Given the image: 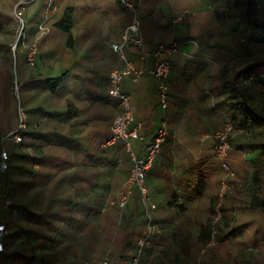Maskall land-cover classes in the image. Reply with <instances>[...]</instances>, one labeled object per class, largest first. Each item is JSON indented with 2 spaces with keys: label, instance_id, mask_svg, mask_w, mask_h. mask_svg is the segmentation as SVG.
Listing matches in <instances>:
<instances>
[{
  "label": "crops",
  "instance_id": "obj_1",
  "mask_svg": "<svg viewBox=\"0 0 264 264\" xmlns=\"http://www.w3.org/2000/svg\"><path fill=\"white\" fill-rule=\"evenodd\" d=\"M58 1L53 8L58 10V18L51 25L50 35L38 45L36 71H31L27 62L28 48L20 46L12 54L14 59L20 51L22 58L19 73L23 85L20 88L31 113L27 136H37L41 141L47 135H57L79 141L83 133H89L94 141L103 129L108 135L107 143L111 137L110 124L120 111L117 101L108 94L109 80L113 72L126 65L112 46L120 41L132 14L121 4L122 0ZM128 1L136 3L138 0ZM142 1L145 2L141 11L142 27L150 53L160 43L188 37L185 26L177 25L175 30L171 26L170 18L175 16L176 10L193 7L200 10L201 15H211L214 2ZM41 2L43 0L39 3L37 0V5H30L28 10L34 12ZM68 7L74 8L72 47L67 45V34L56 28ZM202 38V48L186 46L187 42L181 53L172 59L171 99L167 111L161 108L156 80L148 74L153 56L142 61L137 49L129 47L125 52L140 70L138 76L130 75V81L123 83V79L121 83L122 89L131 96L136 119L144 123L142 139L134 143L136 152L145 153L164 118L171 131L148 176L150 199L157 208L151 210L139 198L145 212L140 216L135 198L128 209L130 214L119 221L124 228L117 250L122 251L145 237L150 220L162 228V234L149 238L140 264H264V136L254 134L262 122L248 120L239 113L235 115L241 132L231 138L225 159L230 175L215 156L214 141L207 135H214L225 125L223 114L233 101L230 99L233 87L229 82L237 74L233 73L229 58L221 55L219 43L207 40L203 34ZM0 55H4L3 50ZM50 79L62 81L55 92L50 90ZM48 94L53 96L54 103L42 98L37 106L29 102L35 95ZM2 109L0 100V121ZM47 114L56 119L48 120ZM119 145L125 151L122 142L111 147ZM25 151L30 156L36 155L37 159L42 158L30 146ZM73 151L69 152L72 159L80 160L79 149ZM127 166L130 170L128 160ZM37 168L36 165L34 169ZM224 183L229 185V190L224 197L219 244L208 247V225ZM6 247L8 251L7 237ZM105 263L109 264L107 260Z\"/></svg>",
  "mask_w": 264,
  "mask_h": 264
},
{
  "label": "rangeland",
  "instance_id": "obj_2",
  "mask_svg": "<svg viewBox=\"0 0 264 264\" xmlns=\"http://www.w3.org/2000/svg\"><path fill=\"white\" fill-rule=\"evenodd\" d=\"M209 1H214L211 15H201L200 10L193 7L176 10L175 16L170 18L173 30L177 25L185 26L188 37L181 40L195 49L204 46L202 34L207 40L217 41L221 55L232 62L234 74L252 66L258 74L264 72V0L248 1L257 31H261L259 36L247 31L244 19L247 0ZM55 2L59 3L58 0L46 3L43 0L33 12L28 7L34 3L37 5V0H0V50L4 51V55H0V100L3 108L0 150L5 148L12 154L10 171L0 174V192L8 193L12 200V207L2 216L8 224L9 234L8 251L0 257V264H104L106 260L109 264H131L138 246L134 241L124 247L125 251L117 250L124 228L119 221L130 214L128 209L135 198L139 215L144 216L145 212L138 201L137 190L129 198L127 207L120 205L130 178L128 158L122 145L108 146L105 143L108 135L103 129L94 141H91L89 133H83L79 141L62 139L57 135H47L41 141L32 135L20 144L2 140L16 128L20 107L24 108L29 122L31 116L20 88L23 85L19 73L22 58L20 51H15L13 59L14 47L17 45L18 50L23 41L38 47L39 42L50 35L51 25L58 18V10L53 9ZM121 4L125 6L122 1ZM184 11L189 13V17L174 23L175 17ZM22 22L25 30L20 36ZM42 24L50 29L44 35L40 34ZM37 56L38 53L33 64L26 60L32 67L31 71L37 69ZM130 78L126 76L123 83ZM239 82L251 94V104L264 113V77L250 80L242 75ZM229 84L234 89V80ZM41 98L54 103L51 94L35 95L29 102L37 106ZM234 103L236 100L224 112L223 123L235 122L237 111L232 108ZM47 119L51 121L56 117L47 114ZM257 133L264 136V122L254 131ZM29 146L42 158L30 156L25 151ZM75 149H79L80 160L72 159L69 153ZM36 165L39 168L35 170Z\"/></svg>",
  "mask_w": 264,
  "mask_h": 264
},
{
  "label": "built area",
  "instance_id": "obj_3",
  "mask_svg": "<svg viewBox=\"0 0 264 264\" xmlns=\"http://www.w3.org/2000/svg\"><path fill=\"white\" fill-rule=\"evenodd\" d=\"M122 1L126 8L131 12L132 19L125 27L120 41L113 44L112 46L113 50L124 59L126 65L123 69L113 72L109 80L108 94L111 98L117 101L120 111L110 124L111 137L108 140L107 145L115 146L119 142H122L130 165V178L127 182L128 185L126 193L122 197L120 205L122 207H127V205H129V198L133 197L134 191L137 190L141 201L148 205L151 210H155L157 205L151 201L148 188L149 171L155 165L158 154L171 131L168 126L167 119L164 118L162 126L157 129L153 140L146 146L145 153L140 155L136 152L134 143L142 139L141 133L144 129V123L136 119L132 111L131 96L122 89L121 83L126 76H138L140 74V70H138L135 64L127 58L125 52L129 47L137 49L140 53V58L142 61L147 60L150 55L153 56L154 60L150 66V69L148 70V74L156 80L158 84V94L161 108L164 111H167L170 108L171 99L169 80L172 71V59L174 56L181 53V50L186 45L187 41L172 39L168 42L158 44L151 53L148 52L143 33L142 20L139 17V13L145 7V2L142 0H138L136 3L126 0ZM23 9H25V7H23ZM186 17H189V13L184 11L175 17L174 23H180ZM21 19L24 21L23 18ZM22 23L23 26L20 31V36L23 35L25 30V23ZM49 30V27L45 24L40 26L41 35L48 33ZM22 46L29 49L27 60L33 64L34 57L38 53L37 45H28L25 43V41H23ZM16 49L17 45L14 47V50ZM256 77H264V72L248 76L250 80H253ZM27 131L28 115L25 113L24 108L20 107L16 128L4 135L2 140L13 141L16 144L23 143L26 139H28ZM240 132L241 128H239L235 122L229 120L226 122L224 127L217 131L214 135H207L208 138H212L214 141L213 151L215 156L219 158L222 163V167L230 175L231 172L227 163L225 162V159L230 148L231 138ZM11 160V152L5 148L1 149L0 174H6L10 171L12 165ZM228 190L229 185L224 183L216 201L212 218L208 225L210 232V238L207 244L208 247H213L219 244V227L224 216L223 203L225 194ZM11 207L12 200L9 194L6 192H0V257L5 255L7 252L6 237L9 232L8 224L2 219V216L4 212L9 210ZM160 234H162V228L150 220L147 224L145 237L138 239V250L132 259L131 264H140L143 249L149 242V238Z\"/></svg>",
  "mask_w": 264,
  "mask_h": 264
},
{
  "label": "trees",
  "instance_id": "obj_4",
  "mask_svg": "<svg viewBox=\"0 0 264 264\" xmlns=\"http://www.w3.org/2000/svg\"><path fill=\"white\" fill-rule=\"evenodd\" d=\"M248 1H246V10L247 12L244 15L245 23L247 25V31L251 32L254 36H259L261 31H257V26L254 23V18L250 14V8L248 5ZM74 27V8L68 7L62 19L56 23V28L62 30L67 34V45L68 47H72L74 44V37L72 29ZM257 69L252 66L248 68L240 69L236 78L234 79L235 87L233 89V93L231 94V99L236 100V103L232 105L233 110H236L242 117L252 120V121H261L264 122V113L260 111L258 108L254 107L251 104V94L246 91L243 87H241L239 78L242 75H256ZM61 79H50L48 80V84L50 90L55 92L59 85L61 84ZM239 127V126H238ZM240 128V127H239Z\"/></svg>",
  "mask_w": 264,
  "mask_h": 264
}]
</instances>
